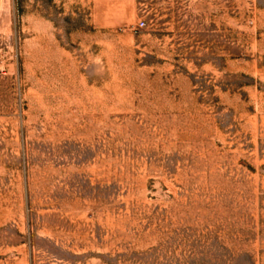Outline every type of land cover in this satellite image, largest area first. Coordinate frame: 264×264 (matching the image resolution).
<instances>
[{"label": "rangeland", "instance_id": "obj_1", "mask_svg": "<svg viewBox=\"0 0 264 264\" xmlns=\"http://www.w3.org/2000/svg\"><path fill=\"white\" fill-rule=\"evenodd\" d=\"M0 264H264V0H4Z\"/></svg>", "mask_w": 264, "mask_h": 264}, {"label": "crops", "instance_id": "obj_2", "mask_svg": "<svg viewBox=\"0 0 264 264\" xmlns=\"http://www.w3.org/2000/svg\"><path fill=\"white\" fill-rule=\"evenodd\" d=\"M3 9H4V0H0V17L3 13Z\"/></svg>", "mask_w": 264, "mask_h": 264}, {"label": "built area", "instance_id": "obj_3", "mask_svg": "<svg viewBox=\"0 0 264 264\" xmlns=\"http://www.w3.org/2000/svg\"><path fill=\"white\" fill-rule=\"evenodd\" d=\"M137 26H138V27H142V26H143V23L140 22V23L137 24Z\"/></svg>", "mask_w": 264, "mask_h": 264}]
</instances>
